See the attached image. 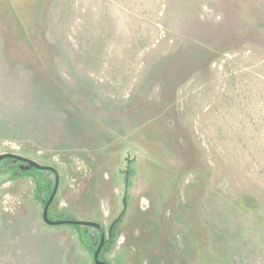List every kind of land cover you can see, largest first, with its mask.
Instances as JSON below:
<instances>
[{
	"label": "rangeland",
	"instance_id": "374dc122",
	"mask_svg": "<svg viewBox=\"0 0 264 264\" xmlns=\"http://www.w3.org/2000/svg\"><path fill=\"white\" fill-rule=\"evenodd\" d=\"M6 153L57 170L48 218L99 224L102 262L157 227L264 264V0H0ZM20 167L0 162V264H94L98 230L46 225L55 176Z\"/></svg>",
	"mask_w": 264,
	"mask_h": 264
},
{
	"label": "crops",
	"instance_id": "0c3cea01",
	"mask_svg": "<svg viewBox=\"0 0 264 264\" xmlns=\"http://www.w3.org/2000/svg\"><path fill=\"white\" fill-rule=\"evenodd\" d=\"M67 162L69 161L67 160ZM144 214L145 217H148L150 212L147 211ZM139 234V238L137 237L134 240V248L130 249L131 251L134 249L136 251V253L133 251L136 264H140L137 258H140L144 264H218L219 254L216 246L217 243H214L212 237L208 236V233H206L205 238L200 233V230L197 231V234L196 232L191 233L190 231L191 237L185 238L184 233L178 229L171 238L172 235L169 236V229L167 228L161 230L155 227L150 232L147 227H144ZM158 239L160 240L158 241ZM149 240L153 243L160 242L159 247L155 246L157 247L155 248L153 245L150 246ZM124 241L125 239H123L124 244L122 246L116 244L115 240L110 244H113L114 247L118 245L117 249L123 251L125 250L123 248L127 247ZM176 250H178L177 254H175ZM224 260L227 264H230L228 258H224Z\"/></svg>",
	"mask_w": 264,
	"mask_h": 264
},
{
	"label": "water",
	"instance_id": "95a60500",
	"mask_svg": "<svg viewBox=\"0 0 264 264\" xmlns=\"http://www.w3.org/2000/svg\"><path fill=\"white\" fill-rule=\"evenodd\" d=\"M6 159H11L14 162L20 163L21 164L20 170L28 171V170L33 168V169L41 170V171H49L55 176V179H56L55 185H54L53 190L51 191V193L48 197V200L45 203L43 211H42L43 222L48 226L76 225V226L95 228L96 230H98V232L100 234V240H99V243H98V245H97V247L93 253V262H94V264H107V263L99 260V255H100L101 250H102L104 243H105L104 230L99 224L92 223V222L51 221V220H49L48 210H49V207L51 206V204L54 200V197L57 193L58 186H59V174H58L57 170H55L54 168H51V167L41 166V165L37 164L35 161L21 157L19 155L9 154V153L0 155V162L3 160H6Z\"/></svg>",
	"mask_w": 264,
	"mask_h": 264
},
{
	"label": "flooded vegetation",
	"instance_id": "af4514ba",
	"mask_svg": "<svg viewBox=\"0 0 264 264\" xmlns=\"http://www.w3.org/2000/svg\"><path fill=\"white\" fill-rule=\"evenodd\" d=\"M21 165V164H20Z\"/></svg>",
	"mask_w": 264,
	"mask_h": 264
}]
</instances>
